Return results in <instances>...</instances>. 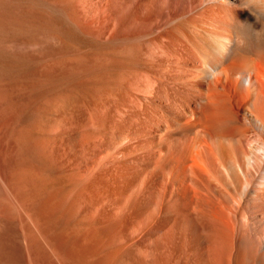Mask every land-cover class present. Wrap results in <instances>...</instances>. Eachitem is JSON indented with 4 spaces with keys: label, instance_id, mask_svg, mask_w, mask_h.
Segmentation results:
<instances>
[{
    "label": "bare ground",
    "instance_id": "obj_1",
    "mask_svg": "<svg viewBox=\"0 0 264 264\" xmlns=\"http://www.w3.org/2000/svg\"><path fill=\"white\" fill-rule=\"evenodd\" d=\"M70 1L0 0V264H264V0Z\"/></svg>",
    "mask_w": 264,
    "mask_h": 264
},
{
    "label": "rangeland",
    "instance_id": "obj_2",
    "mask_svg": "<svg viewBox=\"0 0 264 264\" xmlns=\"http://www.w3.org/2000/svg\"><path fill=\"white\" fill-rule=\"evenodd\" d=\"M46 22L49 31L57 32L61 36L64 50L68 52V55H74L75 44L79 42L75 38V2L47 0ZM62 82L64 94L72 93L71 101L75 104V68L64 69Z\"/></svg>",
    "mask_w": 264,
    "mask_h": 264
}]
</instances>
